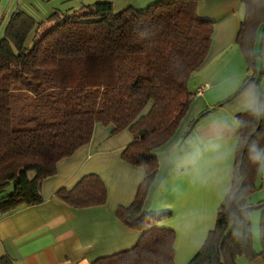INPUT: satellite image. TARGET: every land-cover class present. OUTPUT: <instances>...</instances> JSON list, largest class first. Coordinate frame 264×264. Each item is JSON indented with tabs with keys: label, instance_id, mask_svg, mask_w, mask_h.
Segmentation results:
<instances>
[{
	"label": "trees",
	"instance_id": "16d2710c",
	"mask_svg": "<svg viewBox=\"0 0 264 264\" xmlns=\"http://www.w3.org/2000/svg\"><path fill=\"white\" fill-rule=\"evenodd\" d=\"M198 3L153 0L145 8L115 11L112 2L99 1L54 12L43 22L12 13L0 38V216L42 204L43 182L57 174L60 161L91 142L97 124L114 126L113 134L128 129L134 140L122 158L146 176L134 203L118 208L116 217L141 235L133 248L92 264H175L176 233L160 226L172 211L147 213L144 203L159 170L156 151L187 113L194 98L189 79L211 47L214 23L198 14ZM241 3L237 44L251 75L221 105L248 90L256 92L257 103L238 116L231 188L215 228L189 264L264 261V201L250 202L264 184L258 186L262 160L255 158L264 152V115H256L264 113L263 67L258 71L264 61V0ZM56 195L75 209L101 207L108 198L94 174ZM256 211H261L260 252L251 219ZM0 263L12 264L5 256Z\"/></svg>",
	"mask_w": 264,
	"mask_h": 264
},
{
	"label": "crops",
	"instance_id": "0c3cea01",
	"mask_svg": "<svg viewBox=\"0 0 264 264\" xmlns=\"http://www.w3.org/2000/svg\"><path fill=\"white\" fill-rule=\"evenodd\" d=\"M198 14L214 23L211 47L205 63L190 77L188 88L194 98L187 113L171 140L156 151L159 170L144 203L147 213L172 211L173 216L160 226L176 233L175 264H189L215 228L218 210L231 188L240 136L238 116L257 103L256 92L248 90L221 105L251 75L237 44L244 17L241 0H199ZM262 67L264 61L258 63V71ZM202 87L206 89L199 95ZM261 90L264 93V77ZM113 132L114 126L97 124L91 142L60 161L57 174L43 182L42 204L0 216V259L5 256L12 264H92L137 244L141 232L127 228L116 212L134 203L146 175L122 158L134 140L132 133L128 129ZM218 151L225 159L214 163ZM91 174L99 176L107 188L104 206L75 209L57 197L59 190H71ZM198 174L206 181L198 182ZM260 177L258 186L264 182V160ZM263 193L264 184L250 202L264 201ZM260 218L252 219L255 249ZM241 262L247 261L242 258Z\"/></svg>",
	"mask_w": 264,
	"mask_h": 264
},
{
	"label": "rangeland",
	"instance_id": "374dc122",
	"mask_svg": "<svg viewBox=\"0 0 264 264\" xmlns=\"http://www.w3.org/2000/svg\"><path fill=\"white\" fill-rule=\"evenodd\" d=\"M99 1H109L112 2L114 5L115 11H120L123 8H125L128 5H133L132 2H135L138 4L137 7L145 8L149 3L153 2H144L139 4L137 0H0V38L2 37L4 33V28L6 26V22L8 21L9 17L12 15L13 12H16L17 10H23L35 20L38 22L40 21H46L50 15H52L54 12H65L68 9H79L83 5L93 4ZM148 3V4H147ZM210 5V4H209ZM208 5V6H209ZM36 21V22H37ZM260 39V34H259ZM190 80V79H189ZM151 108V104H149L144 112L143 115H146L148 111ZM34 174H31V177H33ZM260 195L256 197V200H258ZM264 196V193L262 194ZM254 215L256 217H261V211H256L251 215V219H253ZM253 226V223H252ZM257 227V234H256V250L257 252L261 251V239L259 234V227L256 224ZM245 259V258H243ZM246 260V259H245ZM244 262V264H257V262ZM243 264V262H241Z\"/></svg>",
	"mask_w": 264,
	"mask_h": 264
},
{
	"label": "clouds",
	"instance_id": "9594fccd",
	"mask_svg": "<svg viewBox=\"0 0 264 264\" xmlns=\"http://www.w3.org/2000/svg\"><path fill=\"white\" fill-rule=\"evenodd\" d=\"M256 115H257V117H259V116H261V115H264V113H261V112H259V111H257L256 112ZM256 160H264V154H261V155H257L256 157ZM223 159H225V156H224V154L222 153V152H216L215 153V155H214V157H213V161L212 162H220V161H222ZM195 179L198 181V182H205L206 181V177L205 176H203V175H200V174H198L196 177H195Z\"/></svg>",
	"mask_w": 264,
	"mask_h": 264
},
{
	"label": "built area",
	"instance_id": "2783aa9c",
	"mask_svg": "<svg viewBox=\"0 0 264 264\" xmlns=\"http://www.w3.org/2000/svg\"><path fill=\"white\" fill-rule=\"evenodd\" d=\"M205 89H206V87H202V88H200V89L198 90V94H199V95H202V94L204 93Z\"/></svg>",
	"mask_w": 264,
	"mask_h": 264
}]
</instances>
